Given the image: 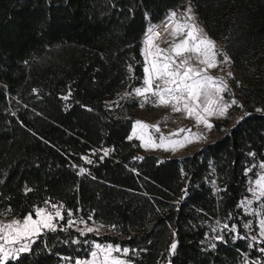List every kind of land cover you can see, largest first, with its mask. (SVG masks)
<instances>
[{
	"label": "trees",
	"instance_id": "1",
	"mask_svg": "<svg viewBox=\"0 0 264 264\" xmlns=\"http://www.w3.org/2000/svg\"><path fill=\"white\" fill-rule=\"evenodd\" d=\"M186 3L246 79L243 114L163 159L129 138L130 92L149 27ZM263 162L264 0H0V211L20 219L50 201L113 231L82 235L62 220L6 264H70L96 242L127 248L131 264H264L240 207Z\"/></svg>",
	"mask_w": 264,
	"mask_h": 264
},
{
	"label": "snow or ice",
	"instance_id": "2",
	"mask_svg": "<svg viewBox=\"0 0 264 264\" xmlns=\"http://www.w3.org/2000/svg\"><path fill=\"white\" fill-rule=\"evenodd\" d=\"M176 17L177 13L175 11L168 16V20L175 21V23L171 26L170 32L173 37V43L167 49L161 48L155 43L154 30L152 27L148 29L144 52V87L136 88L134 91L138 96H145L150 93L157 98V102L160 105L168 106L171 104L173 111H184L188 116L194 115L198 123L202 122L206 127L211 128L212 125L208 123L203 113L207 115L216 113L223 116L231 105L220 103L223 100L220 93L226 91L228 87L226 82L207 75V71L217 67V55L223 56V63H228L229 58L226 54L218 52L215 42L195 22V16L192 14L191 8H188L184 14L183 23L178 21ZM167 30L165 28V31ZM181 36L183 39L175 42L176 38ZM192 57L196 58V65L191 63ZM198 65H204V67L201 68ZM228 75L231 76L232 73H228ZM231 103L235 104L236 101L233 100ZM136 125L142 130L155 127L159 131L158 126L148 125L141 121H137ZM185 131L190 130L180 129L176 133H172V135H179L180 132ZM129 138L131 139V137ZM164 139V137H161V144H163ZM170 142L183 146L184 142L190 141L185 136L183 142ZM147 143L154 142L149 138ZM105 155H107V152H105ZM85 159L87 160V158ZM87 162L91 163V161ZM260 167L264 169V164L260 165ZM83 171L81 169V172ZM254 184L256 187H250L249 190L255 194L256 188H259L260 196L264 197V175L256 179ZM44 203L49 205L50 201H45ZM245 203L250 204L251 201H242V204ZM51 207L55 209V212L48 211L46 207L36 208L34 213L30 212L20 219L14 218L8 223H0V264H6L10 258L15 259L16 257L13 256V253L28 250L29 245L22 243V241L31 240L33 236L42 234L45 229L56 230L57 225L53 221L57 218L60 220L64 219L61 211L63 206L51 204ZM8 211H11V209H8ZM67 216L71 217L72 212H67ZM68 223L71 226L74 221L70 220ZM245 227L250 228L251 224H246ZM260 229L261 236H264V219L260 221ZM85 231L93 232L95 229L87 227L81 231V234L83 235ZM17 244L19 245L18 248L7 247ZM94 248L95 250L90 253L91 261L77 260L75 264H126L125 260L113 256V252L122 253L126 256L129 251L127 248L121 249L119 246L114 247L111 244L102 246L98 243L94 245ZM175 248L176 244L173 243L171 249L174 251ZM261 251L264 252V249H261Z\"/></svg>",
	"mask_w": 264,
	"mask_h": 264
},
{
	"label": "rangeland",
	"instance_id": "3",
	"mask_svg": "<svg viewBox=\"0 0 264 264\" xmlns=\"http://www.w3.org/2000/svg\"><path fill=\"white\" fill-rule=\"evenodd\" d=\"M192 9V14L195 16V22L199 25L200 28L203 29L204 33L207 34L204 26L202 25L201 21L199 20L195 8L191 3H186V5L182 9H176L173 10L177 13L176 19L180 21L181 23L184 22V14L186 13L187 9ZM171 11V12H173ZM168 13L169 14L171 13ZM175 23V21H174ZM173 23V24H174ZM150 28V27H149ZM171 28L168 31L165 36L162 38H156L155 43L158 44L161 48H169L170 45L173 43V37L170 34ZM148 33V31H147ZM147 33L145 35V39L142 46V54L144 57V67H145V40L147 37ZM208 36V34H207ZM209 37V36H208ZM210 38V37H209ZM180 39H183V37H177L175 42H179ZM211 39V38H210ZM215 42V41H214ZM216 49L220 50L223 47V43L221 42H215ZM154 51V49H153ZM151 59V58H149ZM218 65L215 68L208 69L207 75L212 76L213 78H216L217 80H223L227 84V90L220 93V96L223 97V100L220 101L221 104H230L231 106L228 107L226 113L221 116L219 114L214 113L213 115H207L206 113H203L205 116V119L208 121L209 124L212 125L211 128H208L205 126L204 123H198L196 120V117L188 116L184 111L175 112L172 109V105L164 106L159 104L158 111H148V112H141L137 110L136 112V120L133 122V127L130 133L131 138H135L139 141L141 147L144 149L147 153H155L158 154L163 159H169V158H181L184 156H188L193 154L194 152L200 150L202 147L210 143L211 141L215 140L219 137V133H217L214 129L213 122L214 121H222L224 118L228 117L229 122L226 124V129L232 127L242 116L243 111L239 107L238 101L235 99V95L237 94V88L240 85H246V79L243 78L242 74L238 71L234 70L232 71L229 67V63H223L222 60H218ZM191 63L193 65H196V58L192 57ZM199 67L203 68L204 65H198ZM228 73H232L231 76L228 75ZM233 76H236V79H233ZM144 79H145V73L143 77V84L140 88L144 87ZM159 83H162L158 81ZM125 95V92L121 93V96L123 97ZM133 97V96H132ZM141 96L135 95V99L139 100ZM216 98V97H214ZM235 100L236 103L232 104L231 102ZM215 107V106H214ZM237 107V108H235ZM141 121L148 125L158 126L159 131L156 130L155 127H149L147 129H140L136 122ZM190 127V131L180 132L179 135H172V133H176L180 129H187ZM187 136L190 142H184L183 146L180 144H173L170 141H184V137ZM142 137V138H141ZM161 137H164V142L161 144ZM149 138L154 143H147L149 141ZM155 145H161V146H155ZM88 160V159H87ZM264 164L261 163L260 165ZM261 175H264V169L260 167V173L258 174L257 178L253 180L250 187H256L254 182L256 179H258ZM242 201H251L250 204H242ZM50 203L49 205H45V203L39 207L36 208H47L48 211L55 212V209L51 207ZM57 205V204H55ZM59 206V205H57ZM240 207L242 210L250 215L253 218V222L255 223V232L254 234H250V237L253 241L256 242H264V236H261V229H260V221L264 219V197L260 196V189L256 188L255 194H253L252 191L249 190V194L247 197L241 200ZM35 208V209H36ZM34 209V210H35ZM62 211V209H61ZM63 215V213H62ZM35 218V216H34ZM14 217H11L8 211H0V223H8L10 222ZM17 219V218H16ZM65 224L68 227H71L81 233L82 230H85L87 227H92L95 229L93 232H84L83 235L91 233L94 235H102V234H113V231L110 227L105 226L102 223L96 222L94 220H84L80 218L78 215H73L71 217H68L67 215H64ZM74 221V223L69 226V221ZM60 221V219H56L53 222L57 225ZM83 221V222H81ZM44 231H47L45 229ZM36 236H33L31 240L22 241V243H27L29 246L32 243ZM255 237V239H253ZM97 244L94 243L88 257L83 259H77L80 261H91L92 257L90 255L92 250H95L94 245ZM101 244V243H98ZM103 245H109V243L101 244ZM112 245V244H111ZM118 246V245H113ZM7 247L10 248H18L19 245H9ZM120 247V246H119ZM29 248V247H28ZM121 248V247H120ZM122 249V248H121ZM21 252H15L13 253V256L17 257L18 254ZM122 253H116L113 252V256L119 257L120 259H123L126 261V264H131L129 261H127L123 256H121ZM264 254V252H263ZM12 259V258H10ZM102 259V257H101ZM70 264H75L77 261ZM67 264V263H66ZM69 264V263H68Z\"/></svg>",
	"mask_w": 264,
	"mask_h": 264
},
{
	"label": "built area",
	"instance_id": "4",
	"mask_svg": "<svg viewBox=\"0 0 264 264\" xmlns=\"http://www.w3.org/2000/svg\"><path fill=\"white\" fill-rule=\"evenodd\" d=\"M173 23L174 21H169L168 15H166L162 20L153 25L152 28L154 30V35L156 36V38H162L163 36H165V34H167L170 30ZM165 28H167L168 30L165 31ZM138 101V110L141 112L158 111L159 109L157 98L152 96L150 93L146 94L145 96H141Z\"/></svg>",
	"mask_w": 264,
	"mask_h": 264
},
{
	"label": "crops",
	"instance_id": "5",
	"mask_svg": "<svg viewBox=\"0 0 264 264\" xmlns=\"http://www.w3.org/2000/svg\"><path fill=\"white\" fill-rule=\"evenodd\" d=\"M144 39H145V37L143 38V41H142V42H144ZM134 90H135V89H134ZM134 90L130 92V96H133V97L135 98V95H136V94H135V91H134ZM132 127H133V126H132ZM131 130H132V129H131Z\"/></svg>",
	"mask_w": 264,
	"mask_h": 264
},
{
	"label": "water",
	"instance_id": "6",
	"mask_svg": "<svg viewBox=\"0 0 264 264\" xmlns=\"http://www.w3.org/2000/svg\"><path fill=\"white\" fill-rule=\"evenodd\" d=\"M187 130H190V127H188Z\"/></svg>",
	"mask_w": 264,
	"mask_h": 264
}]
</instances>
